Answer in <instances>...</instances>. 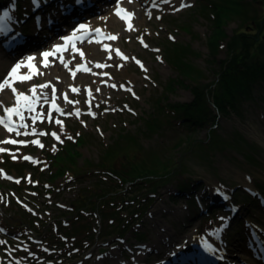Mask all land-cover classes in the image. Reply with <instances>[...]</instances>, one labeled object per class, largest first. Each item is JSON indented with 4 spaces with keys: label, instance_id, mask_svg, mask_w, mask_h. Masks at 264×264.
<instances>
[{
    "label": "rangeland",
    "instance_id": "rangeland-1",
    "mask_svg": "<svg viewBox=\"0 0 264 264\" xmlns=\"http://www.w3.org/2000/svg\"><path fill=\"white\" fill-rule=\"evenodd\" d=\"M17 1L0 0V21L5 17L11 31L8 35H0V50L3 52L0 54V60L8 61L3 68L0 63V76L11 70L9 63L25 66V60L29 57L34 58L32 63H44L40 57L41 50L49 47L51 42L41 44L40 36L44 30L51 29L52 24L37 25L36 21L44 12H53L66 3L83 11V20L94 26L108 27L105 31L118 36L116 40L102 41L97 45L101 54L118 47L129 59H120L119 63L100 60L101 54L90 51L86 43L75 47L70 55L66 56L65 65L61 63L55 67L52 65L55 60L50 59L49 65L60 73L58 80L49 81L50 86H55L61 96L57 94V98L52 97L50 87H37V90L43 91V99L38 108L37 120L30 122L31 128L45 130L46 134L17 135L0 125V142L26 141V144L0 143V148L6 150L0 153V241L4 242L0 243V264H112L109 257L113 251L122 264H135L131 255L135 253L136 248L134 250L131 244L143 245L141 243L153 238L155 223L178 227L175 225L177 221H174L176 215L170 212L172 205L168 204L174 202L173 205H181L178 207L179 211L187 217L188 209L184 206V199L179 200L173 193L169 198V192L178 188V182L190 181L188 173L199 175L209 183L210 180L206 176H209L210 171L216 178L215 180L211 177L212 181H217L216 175H221L224 180L218 181V184L221 182L226 186L235 187V179L224 169H237L240 175L248 176L247 180L253 188L255 185L264 186V149L254 139L259 137L264 142V84L258 82L251 96L242 100L240 115L233 112L220 114L210 103L211 114L216 115L214 120L217 122L219 135L230 137L231 133L238 132L253 145L250 150L255 157L254 163L248 161L240 150L228 146L208 154L209 163L187 153L184 155L187 169L182 168L183 170L176 172V177L171 178L167 184L160 185L153 202L138 219L140 222L130 226L142 236L127 233L121 240L115 234L111 235L110 225H106V222L112 219L111 209H118L120 201L130 195V188L134 183L124 181L131 178L129 176L134 174L136 168H140L144 161L150 159L152 166L161 155H168V158L174 161L178 160L181 147L172 155L167 152L179 137L188 134V130H184L179 124L170 123L174 115L166 106L190 102L194 96L186 87L190 82L182 84L185 78L173 67L172 59L181 67L190 63L205 71L209 81H213L218 66H221L227 55L226 48L215 52L211 48L210 38L218 32L216 26L219 20L214 19L223 11L224 16H228L224 29L227 34H232L247 28L250 16H254L258 22L264 21L263 2L254 0L251 7L245 9L247 15L237 18L232 15L234 12L221 10V7L229 8V5H235L238 0H121L119 3L129 7L130 12L134 14L132 22L126 23L115 17L114 0H99L98 3L94 0H81V3H78V0H39L42 4L41 10H36L31 0H19L23 11L21 15L16 14ZM63 1L65 3H62ZM256 1L258 8L254 6ZM89 2L93 4L91 7L88 6ZM184 4L190 6L182 7ZM88 10L90 12L86 15ZM6 16H9V19ZM81 19L80 15L73 17L70 28H73L75 20ZM129 24L132 30H127ZM260 28L259 31L263 29L264 32V25ZM11 33H22L24 45L19 47L17 42L21 38H16L14 49L5 51L6 37L11 36ZM65 33L66 31H63L56 40L61 39ZM91 42L94 43L93 40ZM185 47H188L192 54H188ZM77 49L87 57H81ZM84 60L92 67L91 72L80 73V62ZM136 60L140 61L143 67L137 64ZM97 63L111 66L98 68ZM117 64L123 67L117 68ZM93 73H99L101 76L97 77ZM44 84V76L34 74L31 80L16 82L14 87L19 93L29 95V90L34 85ZM72 88L79 91L73 92ZM8 90L5 96L0 97V102L5 107H12L15 97L11 90ZM65 95L67 101L78 103H68ZM53 104L62 112L73 114L62 115L55 110ZM75 111H79L80 115L77 116ZM89 111L96 115H89ZM49 112L53 113L50 120L46 119ZM0 117L6 119L2 107ZM56 120L62 121V124H57ZM209 125L210 122H206L201 127H194V132L198 130L196 132L199 137H204L205 140L208 138ZM51 133H56L59 139ZM32 141H41L43 147ZM29 154L33 155L37 162L23 158ZM13 155L16 159H13ZM106 169L115 174H110ZM122 173L128 176L124 179ZM5 175L11 179H6ZM16 180L20 183H16ZM167 188L171 190L167 191ZM112 196H115V199L109 200ZM238 202L234 199L227 210L230 211L232 205L238 206ZM123 204L126 206L127 201ZM154 204L159 210L150 217L149 213L155 207ZM240 204L241 215L233 217L220 212L217 222L210 226L201 215L191 217L181 231L185 232L184 230L194 225L193 229L188 230L182 237H176L171 245H176L175 250L187 248L190 241L192 243L189 246L199 240L204 229L212 227L211 230H214L222 222L224 224L220 234L223 238V251L228 250L225 245L229 240L232 245H236L232 254L240 262L238 264H256L261 255L260 250L264 248L263 208L257 206L256 201ZM164 207L168 209L167 212H163ZM194 210L195 206L190 205L189 211ZM122 213L127 217L125 210ZM244 220L257 224L258 238H254L252 232L249 234ZM195 225H198L199 230ZM11 233L17 235L13 236ZM245 239H251L252 244L256 243L254 239H260L261 244L257 243L253 249L245 248V244H242ZM213 247L215 248L211 261L213 264H221L223 254L216 251L215 244ZM238 251H241L242 257ZM162 253L161 249L147 251L138 264H153L154 258H159V261L165 259L169 264H173L169 261L170 255L173 254L168 253L165 258H161ZM202 255L197 251L198 257ZM177 259L176 264L187 260L179 257ZM225 260L228 264H233L228 257Z\"/></svg>",
    "mask_w": 264,
    "mask_h": 264
},
{
    "label": "trees",
    "instance_id": "trees-1",
    "mask_svg": "<svg viewBox=\"0 0 264 264\" xmlns=\"http://www.w3.org/2000/svg\"><path fill=\"white\" fill-rule=\"evenodd\" d=\"M259 1L264 3V0ZM253 2L254 0H238L235 5H229V8L221 7V10L226 9L227 12L232 11L234 12L232 15L239 18L240 16L247 15L245 9L251 7ZM20 3L21 2L18 0L17 15H20ZM257 3L256 1L254 5L255 8L259 7ZM211 4L215 6L213 3ZM211 14L214 15V13ZM226 19H228V16H224L223 11H221L219 17L214 19V21L219 20L216 26L218 32L215 36L210 38L213 52L217 51L219 48L225 47L227 53L226 58L222 61L221 66L216 72L217 79L211 82L213 87L207 88L208 84L204 85L199 84L200 82H196L192 87L194 99L191 102L178 103L166 107H168L171 110L170 112H173L174 115L170 123L183 126L184 130L187 129L191 131L194 130V127H201L206 122H210L207 141L194 146L189 155H196L198 158H202L209 163L208 154L212 153L214 150H219L224 146H228L240 150L248 161L254 163L255 157L251 154L250 150L253 145L246 141L243 136L238 134V132L231 133L230 137L219 135L217 132V122L214 120L216 115L211 114L210 100L208 97H211L213 107L220 114L233 112L236 115H240L242 100L244 101L251 96L258 82L264 84V32L263 29L259 31L260 26L264 25V21H262L261 24V21L258 22L254 16H250V18H248L249 25H247V28L244 27L242 30L227 34L224 29ZM186 49L188 50V54H192L188 47ZM169 61L171 60L169 59ZM171 63L183 78L194 81L200 80V73L197 71V68L190 63L182 67L177 65L176 61L173 62V59ZM157 124L158 123H156V125ZM154 127L155 124L153 129ZM151 162V159L146 162L144 161L141 167L136 168L134 174L129 176L131 178L124 181V183H128L129 181H133L132 183H134L130 188V195L120 201L118 209H111L110 211L112 219L106 222V225H110L109 231L111 235L115 234L116 237L121 240L127 233H133L134 235L138 234L132 230L130 226L136 222H140L138 219L145 212L147 206L153 202L158 187L162 184H167L171 178L176 177V172L179 173L183 170L182 168L187 169L185 164L181 169H154L155 165L151 166ZM106 171L108 170L106 169ZM108 172L110 174H115L114 172L111 173V171ZM122 176L125 179V176H128V174L122 173ZM186 185L188 184L182 181L177 184L178 188L181 187L183 190H186ZM260 188L262 189L264 186L261 185L259 190ZM115 196H112L109 200H114ZM185 199L191 200L187 201L188 206L190 203L195 206V201L193 202L190 198ZM234 199H237L239 204H246V202L248 204L249 201H251L250 198L239 193L234 196ZM124 201H127L126 206L123 204ZM111 204L113 205L114 201ZM124 210L127 212V217L122 213ZM204 219L207 220H204L205 223L210 225L215 217L207 216ZM138 236L140 237L142 235L138 234Z\"/></svg>",
    "mask_w": 264,
    "mask_h": 264
},
{
    "label": "bare ground",
    "instance_id": "bare-ground-1",
    "mask_svg": "<svg viewBox=\"0 0 264 264\" xmlns=\"http://www.w3.org/2000/svg\"><path fill=\"white\" fill-rule=\"evenodd\" d=\"M98 1L99 0H94L95 3H98ZM101 1H105V0H101ZM106 1H109V0H106ZM62 3H65V2L63 1ZM66 4H61V6L59 8H56L55 11H53V12H50V11L44 12L43 13V15H44L43 19H42L43 15L41 16L40 19L38 17L39 20L36 21L37 25H43L45 23L46 24H52V28L49 30H44L43 34L40 36V43L41 44L51 42L49 46L52 47L53 43L58 42V40H56V39H58L61 36V33L63 31H68L70 29L71 21H72L73 17L80 15V17H82L81 20H83V18L85 17V16H83V11L79 10V8L77 9L74 5H71V4L66 5ZM121 5H123V3H121ZM123 6L127 10L130 11L129 7H127L126 5H123ZM41 8L36 9V10H41ZM89 12H90V10L87 11L86 15ZM115 17H116V15H115ZM117 19H119V18H117ZM133 19H134V16L131 17V22ZM84 22L86 24H88V26L90 28L95 27L94 25L89 23L87 20H84ZM105 28L107 29L108 27H105ZM105 28L102 27L103 34H112L111 32L105 31ZM72 30H76V29L73 27ZM9 32H11V31L8 28L6 18L4 17V20L2 18V21H0V35L1 34L2 35H4V34L8 35V34H10ZM11 34H12L11 37H15L14 39L21 38L19 40L22 41V35H21L22 33L21 34L11 33ZM93 36H96V34H94ZM91 40H92V38L90 37L89 42L83 41L82 43H80L74 47H71L67 52H65V59L62 62V64L65 65V63L67 62L66 56L68 57L70 55V53L75 49V47L82 45L84 43H86L88 45L90 51H93L95 54L100 53L101 51L97 48V45H99V42L95 41L94 43H92ZM23 45L24 44H19V47H21ZM117 49L122 54V56H124V53H123L121 48L113 47L112 48L113 52L111 51V49H109V52H107V53H103V54L100 53L101 54L100 60H103V61L106 60V61H110L113 63H119L120 62L119 60L120 59L122 60V58L120 55L116 54ZM36 50H38V48ZM0 54L1 55L3 54V52L1 50H0ZM34 54H36V51ZM83 56L87 57V55L85 53ZM40 57L43 59L42 51H41ZM109 57H111V59H109ZM7 62L0 60L1 68H3V65L4 64L6 65ZM28 62H29V59H26L25 63L27 64ZM85 62L88 63V61H86V60L81 61L80 63L83 64ZM11 64L12 63H9L10 67L13 68L18 63H15L14 65H11ZM33 64L36 66L38 73H43V74H39V75L44 76V83H47V82L52 81V80H58L57 78H59L60 73H58L57 71H54V69H53L54 68L53 66H55V67L60 66V64L57 60L54 62V64H52L53 66L50 64L49 67H44L43 63H38L37 61H35ZM21 65L22 66L17 70V75L18 76H25L29 71H31V69L26 68L25 66H23V64H21ZM91 71H92V67L88 72H91ZM80 73H83V71L81 69H80ZM93 74L97 77L101 76V74H99V73H96V74L93 73ZM51 88H52V86H50V88H49L50 93H51ZM92 88L95 89L94 86H92ZM7 91H9V90L6 87L3 92H0V97L5 96V94H7L6 93ZM36 91H38V90L36 89ZM40 93L43 94V91H41ZM28 94H30V93H28ZM57 94L59 96H61V93L58 90H57ZM217 116L219 117L220 115H217ZM254 139L257 140V142L260 144V146L264 149V142L259 137L258 138L254 137ZM259 149H260V147H259ZM225 167L227 168L226 164H225ZM236 170L237 169H224V171H226L227 174H231L232 177L235 179L233 181V183H236L235 187L228 186V185L226 186L224 183L221 184V182H219V184H218L217 183L218 181L224 180L221 177V175H219V176L216 175V177H218L217 181H212L211 177H213V175L210 171H208V174H209L208 177L209 178L205 174H204V176H206V178L208 180H210V182L208 181L209 183H206L204 181V178L202 179L199 175L196 176L192 173H188V178L190 179V181H188V182L182 181V182L188 184V185H186L187 186L186 190L181 189V187H179V188L176 187L175 189H172V190L167 188L166 189L167 191L171 190L169 192L170 193L169 198L172 195L171 193H173V195L175 194L179 198V200L184 199V206L188 209V211H186L188 218L185 217V215H182V212L179 211L178 207H180L181 205H173V204H175L173 201H172L173 204H168V205H172L170 208V212H172L174 215H176V217H177L176 220H174V219L173 220L177 221V222H175V225L178 227L174 228L175 226L173 225V228H172V227H168L166 224L155 223L154 224V230L155 231H154V237L153 238H151L147 242L145 241V242L141 243L143 245L131 244V247L134 248V250L136 248L135 253L133 255H131L132 259H134V263L138 264L140 259L143 258V256L146 254L147 251L160 250L161 249L163 251V253H162L163 255L161 256V258H165L166 254L172 253V254H175L176 257H179V259L183 258V260L184 259L188 260L187 263L182 262L180 264H213L211 261V258H212L211 256H212V254H214L213 251L215 248V247H213V244L216 245V251H221L223 254L222 260H220L221 264H228L226 261L227 259L225 260L226 257H228L230 259L231 263H233V264L240 263L239 261L236 260L237 258H235L232 254V250L235 249L236 245H232L231 241L228 240L226 245H225L228 250L223 251V246H222L223 245V238H221V234H220L221 233L220 230L223 228V224H224L222 222H221V225H219L214 230H211L212 227L206 228L207 230L204 229L205 231H207L206 234L204 233V230L202 229L203 233L200 236V239L196 243H193L188 248H184V249H177L176 248V250H175L176 245L175 244L171 245V243L174 241V239L176 237H178L179 235L182 237L183 235H185L188 232V230L191 231V229H193L194 225H192L189 228H187L186 230H184L185 232L181 231L183 228H185L186 221L188 219H190L191 217H196V216L199 217L201 215L204 218L207 216H214V217L218 218V215L220 212L224 213L227 216H233V217L241 215V213H240L241 206H237V209L235 211L232 210V208L230 211L227 210L229 208L228 206L233 202L234 196L237 193H239L241 195L244 194L245 196H247V198L251 199V202L256 201L257 206H259L261 209L263 208V217H264V196L261 194L262 197H259V195L255 191V189L253 188L251 183L248 182V180H247L248 176H246L245 174L240 175V173ZM213 178L216 180L215 176ZM188 188H189V190H188ZM185 198H188V199L190 198L193 200V202L194 201L196 202V204L194 203L196 213H194L195 210L189 211L190 205L192 203H190L188 206L187 201H191V200H187ZM252 198H254V199H252ZM179 200H177V201L179 202ZM154 206L155 207L153 208V210H151V212L149 213L150 217H152L155 213H158L159 208H157L156 204H154ZM167 211H168V209H166L164 207L163 212H167ZM202 213H204L206 215L204 216V215H202ZM189 221L190 220H188L187 223H189ZM244 221H245L246 228L249 229V231H248L249 234H251V232H252L253 237L258 238L257 237L258 236L257 224L254 222H248L246 220H244ZM152 223H153V220H152ZM152 226H153V224H152ZM195 227H198V225H195ZM197 229L199 230V227ZM11 234H14V233H11ZM15 235H17V234H14L13 236H15ZM210 236H212V239H210ZM254 241H256V243L252 244L251 239L249 240V243L251 244L250 249L251 248L253 249L257 243L261 244L260 239H254ZM242 244H246V243L242 242ZM208 245H210V246H208ZM128 250H130V248H128ZM130 251H129V253H130ZM197 251H199L200 253H203L206 251L209 254V257L205 258L203 255H202V257L201 256L198 257ZM240 252L238 251V254L242 257L243 255H241ZM109 258L112 260V262H113L112 264H122L123 263L121 260L120 261L118 260L116 253L114 251L110 253ZM153 261H154L153 264H159V263L160 264H169L168 261H164V262L162 260L159 261V258H154ZM217 264H219V263H217ZM256 264H264L262 255H260L259 260L256 262Z\"/></svg>",
    "mask_w": 264,
    "mask_h": 264
},
{
    "label": "snow or ice",
    "instance_id": "snow-or-ice-1",
    "mask_svg": "<svg viewBox=\"0 0 264 264\" xmlns=\"http://www.w3.org/2000/svg\"><path fill=\"white\" fill-rule=\"evenodd\" d=\"M130 2H131V0H130ZM166 2H167V0H166ZM117 6H118V10L116 12V15L118 17H120L121 19H124V20L127 21L128 19H130L134 15L132 13H127L126 16L125 15H121V13L122 12H126V10L119 8V0H117ZM188 6H190V5H186V4L182 5V7H188ZM175 10L178 11L179 9H175ZM86 27L87 26L84 25V24L79 25V28L76 31L73 32L72 37H65L64 39L66 41H68L69 43H71L73 40H75L77 38V33L79 31L85 30ZM127 30H132L131 24L128 25V29ZM94 31L96 33H100L101 32L100 29H95ZM106 35H108V38H110L112 40H116L118 38L117 35H112V34H106ZM141 43L142 44L144 43L142 38H141ZM66 47H67V45L56 46L55 51L56 52L63 51V50L66 49ZM145 47H147V45H145ZM77 51H79L80 56L83 57L84 53L82 51L78 50V49H77ZM156 51H158V50H156ZM116 54L120 55L121 58L124 59V60H128L129 59L127 56H122V54L119 52L118 49L116 50ZM51 55H53L52 52H44V53H42V57H43V61H44L43 66L44 67H49L50 66L49 65V57ZM109 59H111V57H109ZM133 59H135V58H133ZM33 60H34V58L29 57V62L25 65V66H27V67H29L31 69V72H30L29 75L18 76L17 75V70L22 65L21 64H17L11 69L8 77H5L2 81H0V92H3L5 90V88L7 87L8 89L11 90V92L13 93V95L15 97V104L12 107H5L2 104V102H0V107H2L4 109V112H5L6 117H7V119H5L4 117H0V125H3L7 129V131L10 132V133L15 131L17 135H20L21 133L17 130V127H16L14 121L12 120V117L16 116V117L20 118L21 120H23V113L25 111L31 112L33 110V105L38 102L36 100V98H35L36 97V88L37 87H40V88H48V87H50V82L46 83L44 85H40V86H35L34 85L29 90L30 93L32 94L31 97H29L27 94L19 93L17 91V89L14 87V84L16 82H25V81L31 80L34 74H43V73H38V70H37L36 66L32 63ZM61 62H63V61H61ZM135 62L137 64H140L141 67H143V65H142V63L140 61L136 60ZM109 66H111V65H104V64H100V63L96 64V67H98V68L109 67ZM115 66L117 68L123 67V65H121V64H117ZM77 67L79 69V66H77ZM83 70L84 71H88L87 68H84ZM105 75H107V74L105 73ZM73 76H75V72H73ZM57 79H59V78H57ZM111 86L112 87H116V85H111ZM121 87H123V85H121ZM126 90L127 91H131V89H126ZM72 91L73 92H78L79 89L72 88ZM97 91H99V89H97ZM52 92H53V96H55V89L54 88L52 89ZM89 95H91V93H89ZM64 98L67 101V96L66 95H65ZM67 102L68 103H78L76 101H67ZM53 107L55 108L56 111L61 112V114H63V115H72L73 114V113H63L62 110L57 108V107H55L54 104H53ZM75 114L77 116H79V111H77ZM89 115H93L94 116L95 114L94 113H89ZM56 123L57 124H62V121L56 120ZM19 127L23 128V127H25V125L23 123H21L19 125ZM51 135L56 137L57 139H59V137L57 136L56 133H51ZM68 139H72V137H68ZM32 142L39 145V141H32ZM0 143L17 144V143H24V141L5 140V141H2ZM39 146L43 147V145H39ZM5 151H6L5 149L0 148V153L5 152ZM23 158L25 160H31L32 159L31 157H27V156H25ZM13 159H16L15 155H13ZM0 172H2V170H0ZM5 178L6 179H11V177H8L6 175H5ZM16 183H20V181L16 180ZM0 243H4V242L0 241Z\"/></svg>",
    "mask_w": 264,
    "mask_h": 264
},
{
    "label": "water",
    "instance_id": "water-1",
    "mask_svg": "<svg viewBox=\"0 0 264 264\" xmlns=\"http://www.w3.org/2000/svg\"><path fill=\"white\" fill-rule=\"evenodd\" d=\"M260 23L262 24V21ZM222 48H225V47H222ZM219 49H217V50H219ZM219 67L220 66H218V69H219ZM217 70H216V72H217ZM197 71L200 73V77L202 79L200 78L199 81H194V80H190V79H187L186 78V81L184 79L185 82L183 81V83H182V84H187V82H190V83L187 84L186 87L191 90L193 96H194V93L192 91V87L195 85L196 82H200L199 84H204V85L208 84V87L207 88L213 87V84H211L212 81H209V77H207L205 75L206 72L205 71H202V70H200L198 68H197ZM215 79H217V75H215L213 81ZM208 98H211V97H208ZM184 103H188V102H184ZM210 103L213 104V102L211 100H210L209 104ZM196 131H198V130H195V132H194V130L188 131V134H185V135L179 137L174 142L173 147L167 152V154H169V152H170L171 155H172L175 150L177 151V149L181 147V151H180V153H178V156L179 157H178V160L177 161H174V160L169 159L168 158V155L167 156L161 155L158 158H156L155 162L152 163V166L155 165L154 166V169H181L182 166L185 164V158L186 157L184 155L187 154V153L189 155L190 152H191V149H193L194 146H196L198 144L205 143L207 141V139H208L207 138V139L203 140L204 137H199V135H198V133Z\"/></svg>",
    "mask_w": 264,
    "mask_h": 264
}]
</instances>
